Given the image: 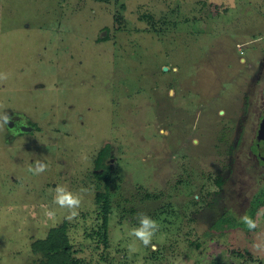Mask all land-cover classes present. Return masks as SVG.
<instances>
[{"label":"rangeland","instance_id":"obj_1","mask_svg":"<svg viewBox=\"0 0 264 264\" xmlns=\"http://www.w3.org/2000/svg\"><path fill=\"white\" fill-rule=\"evenodd\" d=\"M0 74V111L33 124L0 128V264L67 219L57 186L82 197L78 264H264V0H0Z\"/></svg>","mask_w":264,"mask_h":264},{"label":"trees","instance_id":"obj_2","mask_svg":"<svg viewBox=\"0 0 264 264\" xmlns=\"http://www.w3.org/2000/svg\"><path fill=\"white\" fill-rule=\"evenodd\" d=\"M106 155L104 150L100 149L97 155V166L99 169L95 171V175L104 176L106 183V188L99 189L96 194V198L102 203V225L105 229L108 225V212L111 207L108 183L109 169L107 167L108 158ZM222 220H228L230 224H236L237 222L241 224L240 220L234 217H224ZM68 226V220L65 219L58 224L52 225L45 236L34 238L31 241V247L38 251L40 255L29 264H78L79 258L73 249Z\"/></svg>","mask_w":264,"mask_h":264},{"label":"clouds","instance_id":"obj_3","mask_svg":"<svg viewBox=\"0 0 264 264\" xmlns=\"http://www.w3.org/2000/svg\"><path fill=\"white\" fill-rule=\"evenodd\" d=\"M0 79H7L6 74H0ZM4 106L0 105V109ZM13 118L7 114L6 112L0 111V128L4 127L11 121ZM20 126H23V122H20ZM48 165L42 163L40 161H36L35 168H29V171H32L34 174H40L47 169ZM81 199L79 193H72L68 191L63 186H57L56 188V196L54 198V202L58 204L61 208H65L69 210V214L66 217L67 219L71 220L72 218L78 215L77 209H79L81 205ZM45 216L49 219L55 220L56 213L54 211H46ZM139 226L132 229L130 235L134 236L136 240L140 241L144 247L151 246L155 249V245L152 244L153 237L155 236L156 232L159 231V224L158 222L153 219L152 217L148 216L146 213H139ZM242 222L247 225L249 229L255 228L256 223L253 221L249 216L245 215L242 218ZM129 250L131 252H135L137 249L134 245H129Z\"/></svg>","mask_w":264,"mask_h":264},{"label":"flooded vegetation","instance_id":"obj_4","mask_svg":"<svg viewBox=\"0 0 264 264\" xmlns=\"http://www.w3.org/2000/svg\"><path fill=\"white\" fill-rule=\"evenodd\" d=\"M263 114H264V111H263ZM263 119H264V115H261V117H260V121H259V125H258V128H257V132H256V137H255V139H254V141H252L251 143H250V147L251 146H256L257 147V153H258V151H260V147H261V143H260V141L258 140V134H259V130H260V127H261V125H262V122H263ZM13 120V125H10V126H12L13 128H16V129H21L20 128V121L19 120H17V119H12ZM10 124V123H9ZM256 153V154H257ZM258 155V154H257Z\"/></svg>","mask_w":264,"mask_h":264},{"label":"water","instance_id":"obj_5","mask_svg":"<svg viewBox=\"0 0 264 264\" xmlns=\"http://www.w3.org/2000/svg\"><path fill=\"white\" fill-rule=\"evenodd\" d=\"M10 125H13V120L9 121ZM33 127V124H26V123H23V126H20L21 129H24V130H30L31 128ZM258 140L260 141V143L262 144L261 147H260V150H264V119H263V122H262V125L260 127V130H259V134H258Z\"/></svg>","mask_w":264,"mask_h":264}]
</instances>
